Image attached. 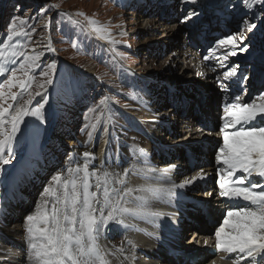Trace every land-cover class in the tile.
<instances>
[{"label":"rangeland","instance_id":"rangeland-1","mask_svg":"<svg viewBox=\"0 0 264 264\" xmlns=\"http://www.w3.org/2000/svg\"><path fill=\"white\" fill-rule=\"evenodd\" d=\"M248 2L252 5L251 7L246 6L244 0H225L220 5V8L226 3L227 9L225 10V7L221 9L227 13L228 21L225 22L227 28L235 24H243L244 28H246L245 33L239 35V39H237L236 43L239 44L241 37H243L244 44L254 42L255 45L252 49L246 52L259 51L260 58H263L264 30H260L259 32V30H256L258 26H255V28L249 31L248 25H255L256 18L264 12V0H248ZM52 5H57V7H51ZM138 5H144L154 10L152 11L153 14H150L149 17H157V15H160L161 20H164L165 17L171 19L168 27L173 29L170 28L171 32L167 33V37L172 33L173 38L171 42H169V46L165 44L161 45L159 42L160 39L158 38L163 32L159 31L156 35L154 34V36L151 37L147 34H140V32H138L143 23H147V26L151 24L150 21H146L150 18L146 20L137 19ZM195 5L198 6L199 3ZM208 7H210V5H208ZM185 9H187V11L189 10V8H185L181 5V0H0V43L6 40L7 27L11 20L14 17H21L26 21L23 25V30L29 33V35H21L20 37L14 38L9 44L10 46L17 45L18 51L24 52L27 56H39V59L35 62L38 66H33L29 70V75L33 77L31 80V88H29L27 92H24L19 87L12 88V92L18 93V98L15 101L9 99L7 96L4 97L6 102L5 106H7V104L13 105V108L9 109V112H14L15 107L22 104L23 101L28 98V92H31L34 97L31 105H29L30 110H34L43 105L41 109L43 121L34 116H25L23 122L19 126V131L16 132L15 137L5 148L4 159H6L8 163H0V183L3 174H5V170L11 163L12 165L8 169L9 172H12L14 165L18 164L21 160H32L33 166L37 167V177H35L34 180L36 181V185L29 193L30 199L23 205L21 213L18 212L16 214H20L19 217H21L15 218L14 221L19 228L21 227L24 230L26 236L29 237L26 218L36 212V204L41 203L44 199H48L43 193L45 188L53 184V177L57 174H63L64 179H67L70 175L68 169L73 166H71L70 163H79L81 165L85 163L87 159L83 155L85 152L91 153V158H96V154L98 153L97 150H99L104 140L103 143H107V138L110 140L109 147L111 149V153L107 152L105 154L108 164H120L119 160L116 158V156L119 157L115 149V147H117L116 142L124 145L127 144L125 139H128V143H130V141L132 142L135 137H139L140 135H142L141 145H151V149L156 151L155 158L149 159L147 153L144 154L143 158L152 160L153 162L155 160H160L162 157H159L161 151L157 150V146H155L156 143H150L145 136L147 132L144 127L145 123H142V125L137 119L126 121L125 118L132 114L124 107L141 113L142 111L137 110L135 107V103L145 105L139 102V92H141L140 94L143 93L140 97V101L151 104L147 109H144L145 111L151 110L155 108L157 104H162L166 101L164 100L163 90V95L159 93V90L164 88L162 84V88L159 87L155 89L154 86L151 85L155 84L154 79H162L161 81H163L167 77L165 69L168 67L165 66L166 64H164V61L166 60V62H169V59L166 58H170L173 54L175 55L177 52L183 51L185 47H189L187 42L192 39V35L190 36L187 32L189 31L187 24L189 17L185 14ZM77 13H84V15L80 16L77 15ZM204 13L206 12H202V14ZM171 14L175 17H170L169 15ZM86 17L96 21V26H101L103 30L100 32L94 31V25L89 24ZM210 19H205L208 24L207 27L213 29V25L209 24ZM45 24H48V26L45 27ZM201 24H203V22ZM201 24L200 26L202 27ZM88 30L93 31V33L90 34ZM238 31L237 28H232L229 31L219 30L217 32L218 35L221 34L223 35L222 37L228 38ZM192 32L194 33L195 30H192ZM205 32L202 33V36L207 38L208 32ZM253 32L255 35H252ZM260 37L262 38V43H255ZM220 38H217V40ZM183 39L184 42L182 41ZM208 42L214 43L210 49H208L209 46H207V50L205 51L206 54H204V51H200L201 47L192 50L189 49V53L192 54L191 59L193 60L192 64L195 67L194 71L196 74L199 72L201 73V67L198 69V62L208 58V54H210V57L205 63L215 75H219L218 72L222 70L227 71L230 67L236 69L245 61L243 59L245 56H242V58L236 57L239 59V62H230L226 60L228 55L236 50L235 46L225 45L222 49L213 52L211 49L218 47L217 41L209 39ZM174 43H177V46H172ZM73 44L76 45L75 48ZM147 47L151 48L150 51H148ZM52 48L54 51H52ZM44 51L47 52V54L41 56V52ZM161 53H164L165 59L163 61L156 60L157 54ZM238 53L240 54V52L237 51L234 55L239 56ZM242 54H244V52ZM147 55H150L152 58H149ZM59 56L65 63L60 60ZM215 58L220 59V61L225 64V67L223 64L220 65L222 68L224 67L223 69L219 66H215ZM255 60L258 61V59ZM24 62L23 56L12 57L10 60L6 61L5 66L8 69H18L21 63ZM52 63L56 65L52 72L53 82L52 84L46 85L45 90L39 87V84L45 79L41 73L47 71V66ZM128 64L131 65L130 68L133 70H129ZM171 65L175 66L176 62H172ZM85 68L86 71H84ZM88 69H91V71L93 70L94 75L86 77L84 73L89 71ZM255 70V67H251L249 70L248 80L252 83L255 82V79H252V74ZM181 73L179 69L172 77H167L166 79L176 82H187L188 78H192V74L190 77H178ZM8 74H10V72ZM8 74L0 76V84L5 82ZM140 74L149 75L148 80H150L149 82L151 83L146 85L141 84L142 77ZM17 75L21 76L22 74L18 72ZM155 76L156 78H154ZM137 77L139 79H137ZM202 79L199 81L200 84ZM208 79L207 77V82ZM161 81H157L156 85L160 86L159 84ZM202 85L208 89V83L203 82ZM214 85H216V83ZM214 85H211L213 89L207 91V95H203L204 98H208L211 93L210 91H218V87L215 86L214 88ZM176 88L181 89V87ZM166 91H168V88ZM262 91L264 92V88ZM36 92H40L41 95H36ZM176 93L178 94L179 92L177 91ZM194 93H196L195 89L192 95H194ZM222 93L223 91L221 90L220 94ZM189 95L190 93H187V96ZM214 95L215 98L219 97L218 93H214ZM111 97L115 98L120 104L111 103ZM151 97L156 98V100L150 101ZM172 97L178 99L175 95H172ZM183 98H185V96H183ZM190 98L192 100L195 99L196 102L199 103L198 98L194 96ZM187 99L183 101L184 105H182V107L184 106V111H179L182 109L177 110L179 107L177 104H174V107L172 103L168 105L170 100H167L164 110L167 111L169 117L165 118L163 124L171 123L170 120L175 123L183 121L185 124H188L186 122L192 119L199 118L200 120V117L196 116V113H193L191 110V106L194 107L195 101L191 103ZM101 100H105V104L101 105ZM162 100L164 101L160 103L159 101ZM171 101L173 102L172 99ZM54 102L57 104V107L54 108L57 110V114L59 116L61 115V118L53 116L57 119L59 118V120L54 126L53 131L49 133L48 129L50 128L51 117L53 115L51 110ZM217 104L218 102L215 103L214 107ZM108 106H111L109 107L110 111H114L115 118L113 113L110 114V116L108 115ZM207 106H209V111H211L209 117L214 116V107L210 105H206V107ZM177 112L180 114L186 113L187 116L192 115V117L180 118L177 117ZM145 114L148 116L150 115L148 113ZM203 115L205 114L202 112V116ZM111 117L114 119L112 122ZM5 119H9V117L6 116ZM220 120L225 121V117L222 119L220 118ZM93 124L96 125L95 129L92 128ZM85 125H88V127L86 128ZM194 125L197 131L201 129L200 126L197 127L196 124ZM172 126L175 127L174 123ZM4 128L10 129L11 125L5 124ZM138 130H141V132L139 133ZM213 132L216 133V131ZM89 133L92 134L91 137ZM158 134H160L159 136L162 135L167 137V135H164L162 132ZM209 135H211V133H203L202 130L199 131V136L201 137L206 136V138H208ZM181 138H183V136ZM213 139L215 138L213 137ZM125 146L127 150L124 152V155L126 156H129L132 150L136 148L132 146L131 143ZM153 147H155V149ZM221 147H223L222 143ZM217 151L218 149L215 147L213 154L214 158ZM205 155L208 156V154ZM75 159H77V161ZM215 160L217 161V159ZM140 161V156H137V159L132 157V162L139 163ZM172 164H175V162ZM17 166L19 167V165ZM123 167H128V165ZM27 172L30 174L29 171ZM14 174L15 172L12 173V175ZM0 190H6L5 183ZM27 191H25V193ZM58 194H62V189L61 191L58 189ZM48 201L47 209L50 211L52 204L55 202V197H51ZM111 231L113 232L114 230ZM116 231L118 232V230ZM21 236L23 237V235ZM114 243L116 244L115 247H119L120 249H122L121 246L125 244L122 239L120 240V244ZM22 244H25L24 246L27 248L29 244L28 238H25ZM29 264L38 263L31 260Z\"/></svg>","mask_w":264,"mask_h":264},{"label":"snow or ice","instance_id":"snow-or-ice-1","mask_svg":"<svg viewBox=\"0 0 264 264\" xmlns=\"http://www.w3.org/2000/svg\"><path fill=\"white\" fill-rule=\"evenodd\" d=\"M192 2L195 3V0ZM244 2L248 7L252 6L248 0H244ZM51 7H57V5ZM77 15L83 16L84 13H77ZM86 19H88L89 24L94 25V31L103 30L101 26H96V21L87 17ZM25 23L23 18L14 17L7 27L6 40L0 43V76L10 72L5 82L0 84V137H2L0 138V163L3 164L8 163L4 159L5 148L15 137L16 132L19 131L23 118L34 116L43 121L41 111L43 105L34 110L29 109L34 98L31 92H28V98L22 104L15 107L14 112H9V109L13 108L12 104L5 106V96L13 101L18 98V93L12 92V88L19 87L24 92L31 88L33 77L29 75V70L33 66H38L35 62L39 56H27L24 52L18 51L17 45L10 46L9 44L14 38L29 35L23 30ZM47 26L48 24H45V27ZM253 28H255L254 24L248 25L249 31ZM240 39L243 40V37ZM219 45L235 46L236 38L230 36L226 40H220ZM73 47L75 48L76 45L73 44ZM17 56H23L25 62L21 63L18 69H8L5 66L6 61ZM55 67V63L49 64L48 70L41 73L45 79L39 84L40 88L46 90V85L52 84V72ZM18 72L22 75L18 76ZM235 75L236 69L234 68L224 73L226 79ZM36 95H41V93L36 92ZM258 99L261 101L260 103L253 101L252 103L241 104L239 102L240 97H236V102L227 106L225 123L221 128L224 143L216 156L217 161L225 166L219 172L227 171L229 177L234 176L237 172L243 173L231 181H224L222 177L219 182L220 195L229 198H242L244 201H248L250 206L239 207L228 212L224 224L216 230L215 248L217 251L225 253L239 252L242 254L241 259L251 258L254 264L257 257L264 259V185L253 182L250 177L255 174L264 178V127H240L231 133L226 129L235 127L241 122L255 121L258 117L264 120V94ZM100 104H105V100H101ZM6 116L9 119L6 120ZM228 117L232 118L231 124H229ZM5 124H10L11 128L5 129ZM85 127L87 128L88 125ZM95 127L96 125L93 124L92 128L95 129ZM91 135L89 133L90 137ZM83 155L85 158H89L92 154L85 152ZM171 167L175 166L172 165ZM81 171L83 177L78 184L72 174ZM68 173L70 175L67 179H64L63 174H57L53 177V184L44 189L43 195L45 197H55L51 211L47 209L48 199H44L37 204L36 212L27 216L29 249L38 264H107L104 256L101 255L98 244V233L101 227L113 220H118L120 224H123V219L118 218L125 214L141 215L142 213L138 210L141 206H138L137 209L123 206L122 202L127 203L123 196L113 199L112 193L117 192V190L108 186L112 179V174L109 172L102 174H98V171L89 172L88 164L85 163L83 168H69ZM125 175H127V170H125ZM90 176L96 177V192L89 190L91 188ZM203 178V175L198 174L190 180H185L178 187L183 188L195 180ZM115 182L124 183L122 178L116 179ZM246 184L247 186H245ZM175 187L177 185H173V188ZM101 188L103 189L102 201L98 195ZM58 189H62V194H58ZM132 191V189H127L124 195L127 196ZM138 191H146L157 196L163 190L147 188L138 189ZM168 194H172L171 190H168ZM137 199L143 201L145 197H137ZM105 210H107L106 214ZM220 259L224 260L225 257L221 256ZM233 264H239V259L234 260Z\"/></svg>","mask_w":264,"mask_h":264},{"label":"bare ground","instance_id":"bare-ground-1","mask_svg":"<svg viewBox=\"0 0 264 264\" xmlns=\"http://www.w3.org/2000/svg\"><path fill=\"white\" fill-rule=\"evenodd\" d=\"M150 13L149 12L138 13L137 19L146 20L149 16L147 14H150ZM209 16L210 15H207L205 19L208 20ZM146 21H150L151 24L147 26V23H143L140 30H138V32H140V34H147L149 35V37L154 36V34L156 35L157 32L159 31L163 32L158 38L160 39L159 42L161 43V45L165 44L166 46H169V42H171V39L173 38L172 33L171 35L170 34L168 35L169 37H167V33H170L171 29H173L171 27H168L169 23L171 22V19L168 17H165L164 20H161L159 16L157 19L150 18ZM200 28H198V30H200ZM182 41L184 42V39ZM172 46L174 47L177 46V43H174ZM46 54L47 52L45 51L41 52V56H45ZM147 56H149V58H152L150 55H147ZM191 56L192 54L189 53V49L185 47L183 51H179L175 55L173 54L172 56H170V58H166V59H169L168 60L169 62H166L165 60L164 64H166L165 66L168 67L167 69H165L167 72V77H172L175 74V72H177V70L180 69L182 73L178 77H181V76L190 77V75L192 74L191 76L192 78H188L187 82H176L173 80H167L166 79L167 77H166L164 81L167 82L168 91L173 92V91L178 90L175 87H183L181 88V91L178 90L179 92H182V95H183L184 93L189 92L191 89L194 88L196 91V93H194V96L198 98L200 96L207 95L208 93L207 91L213 89L211 86L213 85V82L214 84L216 83V85L221 84L222 82H224V79L223 77H220L219 75H214V72L205 73V74L202 72L201 75L200 73L196 74V72L194 71L195 67L192 64L193 60L191 59ZM164 59H165L164 53L157 54L156 60L163 61ZM172 62H176V65L175 66L171 65ZM199 65L201 66V62ZM232 68L233 67H230L227 71H230ZM88 70L89 71L86 72L87 73L86 76H91L90 73L94 74L93 70L92 71L91 69H88ZM84 71H86V68L84 69ZM140 76L142 77L141 84L146 85L149 82L148 80L149 75L140 74ZM200 76H204V78L208 77L209 78L208 82L205 79V80H202L200 84L199 81L200 79H202ZM154 78H156V76ZM156 80L154 81L156 82ZM203 82L211 84V85H208V89H206V87L202 85ZM263 87L264 85L257 88V90H260ZM155 88H159V86L155 85ZM220 89L224 92L223 88H220ZM166 103H167V100L162 104H157V106L154 108V110L150 113L149 116L143 112L141 113L135 112L136 115H140L143 118V120L141 121V124L145 123L144 127L147 130L146 134L148 135L147 137L148 141L152 144L156 143L155 146H157V150H160L162 152V157L160 158L159 161L155 160L153 162L152 160H149L150 158L156 157V151H153L151 149V145H147V146L141 145L142 135H140L139 137H135V139L132 142L130 141L132 146L136 148L132 150L129 156L124 155V152H126L127 150L125 145L120 143L117 147H115L116 152L119 154V158L121 161L119 165L108 164L105 154L107 153V149H109L108 152L111 153V149L110 147H108L106 144L103 143L105 140L102 142V145H100L99 150H97L98 153L96 154V158L89 157L85 160V163L88 164L89 172L98 171V174H102L103 172H109L112 174L111 183L108 186L109 188H114L117 190V192L112 193L114 200L123 196L124 200L127 201L126 204L122 202L123 206L133 208V209H137L138 206H141L138 209L142 213L141 215L133 216V215L125 214V215L120 216L118 219H123L127 221L133 220L137 224L142 226L146 231L148 230L155 231L157 232V235H159L158 238L154 240V244H155L154 247L156 248H151L148 245L151 243L149 241H145L146 239L144 237H139V236H135L137 241L133 237V241L139 245L140 251L132 250L133 246H135L134 243L131 245H123L122 249L116 248L115 247L116 244L114 242H120V240L114 239V242H113L112 238H116L120 234H123V233H125L126 238L131 237L132 235H127V234L133 231V227L131 224L125 222L123 226H120V225L117 226L118 232L117 231L112 232L110 230L113 227L112 224L117 225L118 220L109 221L106 225L101 227L98 233V244H99L100 252H101V255L104 256L107 264H158L156 262L157 260H159L160 263H163L164 257L161 255V253H158V251L160 250V246L159 247L157 246L159 244L158 239H160V235H161L160 228L167 224L166 220L169 217L168 204L176 203L177 200H183L185 202V201H188L190 197H192V198L198 199L199 201H203L205 203H210V204L212 203L213 204L212 208H214V206H216L213 203V201H215V199H213L215 195H213L212 193L213 190L210 185L211 180L214 177V175L218 176L220 179L228 175L227 171L219 172V169H213V171H211L212 169L210 167L199 168V170H196L195 172L188 174L185 177H177V176L173 177L171 175L173 171V168L171 167L173 165L172 163L179 160V154L180 152L183 151L184 146H188V148L194 154H199V149L201 148V145L206 144L208 147V145L212 141L215 142V139H213V137L216 138V133L213 132L214 130L212 128L211 131L207 132V133H211V135H209L208 138H206V136H203V137L199 136V131H197V128L194 125L196 124V126L199 127L202 124L200 123L199 118L192 119L191 121L186 122L188 124H185L183 121L175 123V122H172V120H170L171 123L163 124V122L165 121V118L169 117V114L167 113V111L164 110ZM198 107H199V104H198ZM207 108L208 110H210L209 106H207ZM210 115L211 114H208L206 116L208 117ZM54 116H57V115H54ZM111 119L113 121L112 117ZM53 121L56 123L58 119L56 117H53L52 122ZM173 123L175 127L172 126ZM159 132H162L164 135H167V137L162 136V135L159 136L160 135L158 134ZM181 135H183V138H178ZM169 138H170V142H169ZM187 144H190V145L194 144V147L191 148V146ZM222 146H223V143H222ZM145 153H147L149 159L143 158ZM137 156H140L141 161L139 163L132 162V157H137ZM201 156H204L206 159L209 160V157L206 156L205 154H202ZM142 161H144V163ZM216 162L217 163L214 166V168H217V165L219 163L221 164V166L225 167L223 163L218 162V161ZM85 163L81 165L79 163L71 162L70 164L71 166L73 165L72 169H76L77 167L83 168V165ZM125 165H128L129 168L123 167ZM139 165H142V167ZM147 165H149L150 167L147 168ZM134 167H136L135 170H134ZM125 170H127V175H125ZM20 171L21 169L18 171L19 176L25 175V177L29 178V181L24 179L22 184H20L19 190L23 192L24 194L25 191L28 190L27 187L29 183L32 181V177L30 176L28 172H26L25 174L24 171H21V172ZM182 171H184V169H182L180 172ZM163 172L165 174L161 175V173ZM81 174H82V171L80 173L72 174L77 180L78 184L80 183L83 177V174L82 175ZM198 174L203 175L204 178L197 179L193 183L188 184L183 188L178 187V185L183 183L185 180H190L193 177L198 176ZM221 174H223V176H221ZM120 178L123 179L124 181L123 184H119L115 182L116 179H120ZM89 183L91 185V188L89 190L91 192H96L97 191L96 177L90 176ZM204 183H206L205 185L207 186V188H209L207 189V191L201 188L196 189L197 188L196 185H201ZM173 185H177V187L173 188ZM147 188L163 190V191H160L157 196H153L151 193L146 192V191H138V189H147ZM127 189H132L133 191L127 196H125L124 194ZM168 190H171L172 192L171 195L168 194ZM102 191L103 189L101 188L100 193H98L101 201L103 200ZM23 194L22 196H24ZM137 197H145V200L143 201L138 200ZM4 201L5 200H3V202ZM20 202L21 201H19L18 198L13 199L12 196L9 198V200H6L4 202L7 210L10 211L9 213L10 220L8 224H3L2 222L0 224V240L5 244L16 246L17 250L19 249L21 252L20 255L15 257L16 259H14L13 264H26L27 262L26 260L28 259L26 258L25 253L23 255L24 249L26 247L24 246L25 244H22L24 239L27 237L23 239V237L21 236L22 229H20L19 226L15 224L14 222L15 218L12 217L14 212L18 211V207H19L18 205ZM180 208L183 210H187V204L180 205ZM106 213H107V210H105V214ZM153 214H157V215H153ZM197 218H198L197 221L199 223H203V221L199 219L200 216H198ZM163 233H165V231H163ZM186 236H188L189 238L188 239L189 242L186 243L189 250L190 251L197 250L201 252V249L196 247L197 245L200 246L203 242L202 239L200 238V234L198 233V231L194 230L188 233ZM167 239L170 240L171 236H168ZM28 241H29V238H28ZM156 253L160 255L157 258L151 257L150 259H146V258L141 259L144 256H151ZM30 256L31 258L34 257L33 254H31ZM127 256L129 257L131 256L135 258L136 261L132 260V258L127 260Z\"/></svg>","mask_w":264,"mask_h":264}]
</instances>
